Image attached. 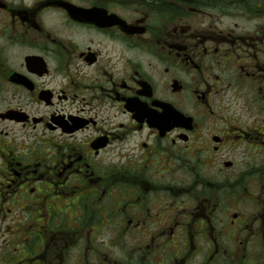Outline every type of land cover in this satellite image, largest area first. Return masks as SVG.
<instances>
[{"label": "flooded vegetation", "instance_id": "flooded-vegetation-1", "mask_svg": "<svg viewBox=\"0 0 264 264\" xmlns=\"http://www.w3.org/2000/svg\"><path fill=\"white\" fill-rule=\"evenodd\" d=\"M0 232V264H264V0H0Z\"/></svg>", "mask_w": 264, "mask_h": 264}, {"label": "rangeland", "instance_id": "rangeland-1", "mask_svg": "<svg viewBox=\"0 0 264 264\" xmlns=\"http://www.w3.org/2000/svg\"><path fill=\"white\" fill-rule=\"evenodd\" d=\"M10 235L12 234L10 233ZM7 242H9L8 244H10L11 246L7 247ZM19 247H21V245L17 236L12 237L7 235L6 232H0V248H5L4 250L9 252L14 251L15 249H19Z\"/></svg>", "mask_w": 264, "mask_h": 264}]
</instances>
